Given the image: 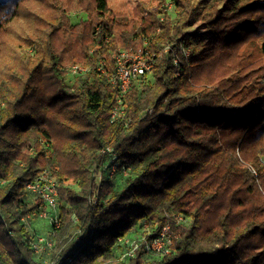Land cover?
I'll return each mask as SVG.
<instances>
[{
    "label": "trees",
    "instance_id": "16d2710c",
    "mask_svg": "<svg viewBox=\"0 0 264 264\" xmlns=\"http://www.w3.org/2000/svg\"><path fill=\"white\" fill-rule=\"evenodd\" d=\"M146 1L136 27L108 0H0V264H264V0ZM140 45L152 68L122 93L98 69ZM46 170L47 237L25 188Z\"/></svg>",
    "mask_w": 264,
    "mask_h": 264
},
{
    "label": "built area",
    "instance_id": "2783aa9c",
    "mask_svg": "<svg viewBox=\"0 0 264 264\" xmlns=\"http://www.w3.org/2000/svg\"><path fill=\"white\" fill-rule=\"evenodd\" d=\"M169 50V47H167ZM187 56L189 53L183 51ZM148 55H144L142 51L128 52L125 50H118L112 55L113 65L112 72L110 73L103 67H99V73L105 76L112 85L119 86L122 93L126 92L132 84L143 80L147 73L151 70L152 66L148 60ZM174 63H177L176 60ZM102 66L105 65V63ZM88 68L73 65L69 69L70 76H79L85 74ZM123 113V107L121 101L118 100V105L112 110V119ZM25 188L27 192L40 199L42 202V208L37 216L40 219H47L55 227L59 226V220L57 217V182L55 177L50 171L46 170L40 172L33 180L26 183ZM30 217L22 219L24 223L28 222ZM167 228L164 229V233L160 237L153 240L149 245V249L153 252H161L166 245L170 243L169 236L165 234ZM53 247V241L44 236L38 237L33 243L32 248L38 255H48ZM132 254V253H131ZM42 264H51L46 260Z\"/></svg>",
    "mask_w": 264,
    "mask_h": 264
},
{
    "label": "rangeland",
    "instance_id": "374dc122",
    "mask_svg": "<svg viewBox=\"0 0 264 264\" xmlns=\"http://www.w3.org/2000/svg\"><path fill=\"white\" fill-rule=\"evenodd\" d=\"M141 3H144V0H108V7L111 11V13L113 15L119 16L121 17V20L123 23H128V24H134V26H139L140 23H138V19L143 17H147V12L145 10H141L138 8V4L141 5ZM166 3V4H165ZM164 6H167L168 8V13H173L174 12V5L172 2H165ZM157 4L156 2H154L153 0H148L146 1V4L144 6L148 7V8H153L155 7ZM172 7V8H171ZM86 14L84 13H80L79 11L76 10H72L69 16V20L71 22V24H75L78 25L79 23H81L84 19L86 20ZM196 30L200 32H206L208 30L206 29H202V28H196ZM206 35V33H205ZM202 35L203 37H206L207 39V44L211 45L213 44V42L215 41L214 38L210 39L209 35ZM197 39V38H196ZM141 40V39H140ZM139 40V41H140ZM143 41V40H142ZM143 43V42H142ZM63 44L62 40H58L57 45L61 46ZM143 45V44H142ZM142 45H140L137 48L134 47H129V49H118V50H125L128 52H139L142 49ZM117 50V51H118ZM167 46H165V50L164 52H166ZM114 54V53H113ZM112 54V55H113ZM73 65H77V66H81L83 68H87L83 65H79V64H67L66 65V71L69 72V69L71 66ZM32 198V197H31ZM30 198L29 202L32 201V199ZM30 225V224H29ZM30 228L33 229L35 232L44 235V236H50L51 234V223L49 220L47 219H40V218H36L32 221ZM142 235H140V233H135L131 236L130 238V242L129 244H135L137 243V241L141 238ZM47 262H49L50 260L46 259ZM50 263V262H49Z\"/></svg>",
    "mask_w": 264,
    "mask_h": 264
}]
</instances>
